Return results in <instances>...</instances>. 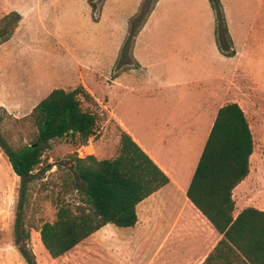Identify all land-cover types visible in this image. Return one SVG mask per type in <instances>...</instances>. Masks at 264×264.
Masks as SVG:
<instances>
[{"label":"crops","instance_id":"0c3cea01","mask_svg":"<svg viewBox=\"0 0 264 264\" xmlns=\"http://www.w3.org/2000/svg\"><path fill=\"white\" fill-rule=\"evenodd\" d=\"M143 1L104 0L97 3L95 19L90 0H0V17L12 12L22 16L13 36L0 44V55L11 58L16 52L11 73L17 74L19 56L37 44L36 37L31 41L25 33L40 28L44 43L60 51L51 53L64 72L52 74L50 68L40 86L20 85V110L32 111L55 88L70 91L79 82L86 84L87 75L105 77L109 116L169 176L167 185L138 204L135 226L107 224L91 236L107 232L109 251L114 255L120 244L159 246L131 259L133 264H203L222 235L188 198L187 191L219 109L237 102L245 110L258 100L253 67L255 59H264V0H221L234 56L223 54L218 46L216 13L210 0H158L135 38L131 65L115 76L130 20ZM83 7L93 16L87 38L101 43L102 32L111 40L113 56L108 59H116L111 71L72 52L71 47L82 40L79 15ZM66 19L68 25L63 24ZM72 72L76 75L69 74ZM94 99L101 101V94ZM101 153L107 151L94 152L98 159L108 158ZM241 204L236 203L235 216L248 207ZM167 246L172 249H165Z\"/></svg>","mask_w":264,"mask_h":264},{"label":"trees","instance_id":"16d2710c","mask_svg":"<svg viewBox=\"0 0 264 264\" xmlns=\"http://www.w3.org/2000/svg\"><path fill=\"white\" fill-rule=\"evenodd\" d=\"M157 2L144 0L131 18L115 76L131 65L135 38ZM210 2L216 13L218 46L223 54L234 56L222 1ZM90 4L97 19V5L94 0ZM10 14L15 20L9 31L0 36V43L11 38L22 19L17 12ZM82 96L94 100L84 86L70 91L55 88L21 119L35 123L36 132L29 142L13 147L0 138L1 148L21 178L14 242L27 264H39L28 247L31 234L24 221L27 187L35 176L34 170L43 163L44 152L52 140L72 134L86 143L96 135L97 115L83 107ZM254 144L253 131L241 105L231 102L221 107L187 191L188 198L222 235L203 264H264V210L248 206L234 215V190L250 174ZM51 169L52 165H48L42 172ZM69 176L79 201H62L55 221L45 222L40 229L41 240L52 258L63 256L107 224L135 226L138 204L170 182L162 168L122 129L116 157H74Z\"/></svg>","mask_w":264,"mask_h":264},{"label":"rangeland","instance_id":"374dc122","mask_svg":"<svg viewBox=\"0 0 264 264\" xmlns=\"http://www.w3.org/2000/svg\"><path fill=\"white\" fill-rule=\"evenodd\" d=\"M100 1L94 3L97 5V3H101ZM7 15H5L6 18H4L5 16L0 17V36L9 31L15 20L14 15L10 13ZM92 19L91 12L87 7H83L79 15L82 40L81 42L77 41L76 47H71L72 52L79 58L96 60L102 70L108 72L111 71V65L116 60L108 59L113 56L110 54L113 45L102 32L99 33V35H103L101 43L87 38L88 32L91 30L89 24L92 23ZM69 23L68 19L63 20L64 25ZM25 34L31 41H34V37H36L37 44L25 49L23 55L19 56L22 61H20V70L17 74L11 73L13 70L11 64L18 58L15 49L12 50L14 52H12L11 58L6 53L0 55V138L13 147L29 142L36 132V126L32 120H21L32 111L20 110L19 103L23 99L21 94H18V87L28 83H34L35 87L40 86L46 80L45 77L50 68L53 71L52 74L56 70L64 72V66L56 64L54 55L51 53L55 50L44 43L43 32L40 28L36 30L34 27ZM55 52L60 51L56 49ZM33 63L36 68L33 67ZM118 70L117 65L116 73ZM69 74L76 75L74 72ZM58 75L56 73L54 77L56 78ZM253 76L255 84H257L258 100L256 103L252 102L250 107H246L245 111L254 135V152L251 156L250 174L234 191V197L239 205L242 203V206H255L264 209V59H255ZM79 85H84L85 89L94 97L101 94V101L87 100L83 96L81 97L83 107L97 115L96 135L86 143L78 135L73 137L72 134L50 142L44 152L43 163L36 167L33 172L35 176L27 187L24 221L31 234L28 247L35 253L39 264H133L131 259L134 260L142 253L148 255L159 246L150 247L148 245V247L133 248L130 245L122 247L120 244V249L114 255L109 251L108 234L104 232L100 236L88 237L59 258H52L41 240L40 229L45 222L55 221L59 204L62 201L71 204L79 201L78 192L72 188L69 176L73 159L79 156L78 150L82 146H86L82 149L83 156L79 157L94 154L97 150H105L107 153H101V156L108 158L116 157L120 151L121 128L107 112L105 77L98 76L96 79L92 75H87L86 84L79 82L76 86ZM88 145L89 147H87ZM48 165H52V169L42 172V169ZM21 188V178L13 170L8 156L0 146V264H27L14 242ZM165 249L172 248L167 246Z\"/></svg>","mask_w":264,"mask_h":264},{"label":"built area","instance_id":"2783aa9c","mask_svg":"<svg viewBox=\"0 0 264 264\" xmlns=\"http://www.w3.org/2000/svg\"><path fill=\"white\" fill-rule=\"evenodd\" d=\"M83 148H85V146H82V147L78 150V151H79V156H83V154H84L83 151H82Z\"/></svg>","mask_w":264,"mask_h":264}]
</instances>
